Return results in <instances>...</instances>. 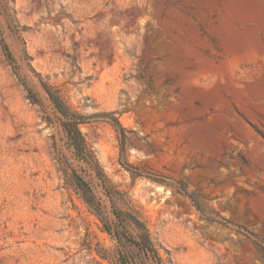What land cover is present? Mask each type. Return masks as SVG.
Returning <instances> with one entry per match:
<instances>
[{"label":"rangeland","instance_id":"1","mask_svg":"<svg viewBox=\"0 0 264 264\" xmlns=\"http://www.w3.org/2000/svg\"><path fill=\"white\" fill-rule=\"evenodd\" d=\"M0 30V264H153L73 172L108 220L137 212L163 264H264V0H0ZM39 78L90 116L105 185Z\"/></svg>","mask_w":264,"mask_h":264},{"label":"trees","instance_id":"2","mask_svg":"<svg viewBox=\"0 0 264 264\" xmlns=\"http://www.w3.org/2000/svg\"><path fill=\"white\" fill-rule=\"evenodd\" d=\"M0 48L7 62L16 71L17 65L13 54L6 43L0 30ZM39 82L47 94L53 108L60 114L61 127L65 133L66 143L71 148L73 154L78 160L83 161L92 169L98 179H101L105 185L103 171L98 163L96 155L92 148L87 144L84 135L81 132V125L89 122L90 116L79 113L72 109L58 94V92L45 80L39 78ZM24 89L27 92L28 99L32 102H38L35 94L22 82ZM104 117L111 119L123 135V128L117 117L108 114H102ZM123 137V136H122ZM121 150H123L122 139ZM155 179V178H153ZM72 183L78 191L83 202L92 210L94 215L100 220L104 231L111 237H114L118 242H127L130 245L137 247L146 256L150 258L153 264H163L161 256L153 241L151 240L149 230L145 222L139 217L134 210H123L115 206H111V214L113 220H108L105 216L103 206L96 197L90 184L79 174L73 172L71 175ZM257 249L264 260V245L257 244Z\"/></svg>","mask_w":264,"mask_h":264}]
</instances>
